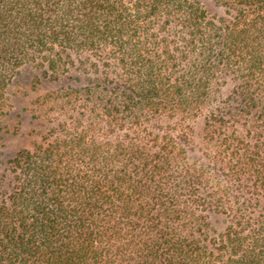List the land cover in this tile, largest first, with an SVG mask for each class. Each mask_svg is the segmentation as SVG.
Returning <instances> with one entry per match:
<instances>
[{
    "label": "trees",
    "instance_id": "trees-1",
    "mask_svg": "<svg viewBox=\"0 0 264 264\" xmlns=\"http://www.w3.org/2000/svg\"><path fill=\"white\" fill-rule=\"evenodd\" d=\"M210 1L0 0V116L23 66L60 84L0 264H264V0Z\"/></svg>",
    "mask_w": 264,
    "mask_h": 264
},
{
    "label": "rangeland",
    "instance_id": "rangeland-1",
    "mask_svg": "<svg viewBox=\"0 0 264 264\" xmlns=\"http://www.w3.org/2000/svg\"><path fill=\"white\" fill-rule=\"evenodd\" d=\"M199 1L211 14L219 13L210 0ZM59 83L50 82L42 71L30 65L23 66L8 86L10 107L0 116V192L5 191L7 181H1L8 174V162L23 148L45 135L40 123L32 119L33 102L51 90H57ZM39 123V124H38ZM200 130L202 118L194 123Z\"/></svg>",
    "mask_w": 264,
    "mask_h": 264
}]
</instances>
